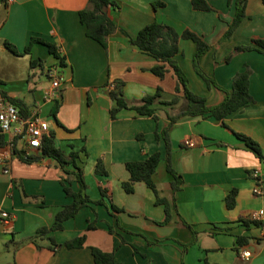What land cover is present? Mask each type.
I'll use <instances>...</instances> for the list:
<instances>
[{"label": "crops", "instance_id": "0c3cea01", "mask_svg": "<svg viewBox=\"0 0 264 264\" xmlns=\"http://www.w3.org/2000/svg\"><path fill=\"white\" fill-rule=\"evenodd\" d=\"M89 1L0 0V91L21 101L28 112L40 108L49 133H55L57 146L66 155L72 150L80 153L86 194L93 201L102 199L100 188L107 191V206L90 204L65 222L64 230L51 233L61 247L50 249V235L34 241L38 230L51 227L56 214L72 203L62 178L71 179L76 192L81 185L41 148L28 152L20 140L11 147V135H1L0 211L9 212L13 219L9 223L0 220V264H96L91 248L113 253L121 264H264V193H254L252 178L253 172L259 171L264 191V160L236 135L254 139L264 154V52L256 47L226 62L236 47L254 46L255 37L264 39V0H248L247 17L230 37L226 33L236 0L232 5L228 0H208L214 9L209 12L194 10L191 0H114L117 6H110L108 13L117 30L108 37L107 50L87 36L80 20ZM158 3L163 5L158 7ZM155 21L180 34L189 29L211 46L200 57V66L224 90L209 87L196 72L197 46L192 40H180L175 57L188 77L190 90L206 98L209 106L220 104L225 90H232L234 77L250 70L253 102L248 106L223 121L185 117L172 128L170 161L183 178L177 192L167 171L166 143L156 138V131L169 125L168 113L178 112L184 101L170 106L156 102L158 121L130 108L122 109L115 120L111 118L114 102L110 90L116 81L123 83L125 98L132 105L159 88L162 101L175 96L173 73L160 79L152 72L158 62L130 41ZM32 37L55 44L65 57V66L42 43H35L30 54H23ZM6 42L22 54L12 53ZM32 59H42L44 69L32 70ZM49 68H57L64 78L56 117V101L46 98L51 90ZM18 153L40 159L25 164ZM156 153L161 162L153 180L159 196L171 206L169 222H165V205L157 202L144 182H137L132 193L123 188L131 178L126 163ZM99 160L109 175L96 173ZM67 169L72 170L70 166ZM233 190L237 191L236 204L229 209L226 198ZM110 197L121 212L112 211ZM245 220L263 225L246 227ZM90 225L94 228L89 229ZM82 235H86L83 248L64 246ZM194 237L196 242L186 248ZM238 237L249 239L238 246ZM243 249L252 253L249 260L241 256Z\"/></svg>", "mask_w": 264, "mask_h": 264}, {"label": "trees", "instance_id": "16d2710c", "mask_svg": "<svg viewBox=\"0 0 264 264\" xmlns=\"http://www.w3.org/2000/svg\"><path fill=\"white\" fill-rule=\"evenodd\" d=\"M234 0H228V4L232 5ZM194 10L197 11H212L214 10L212 5L208 0H191ZM248 0H236L235 7L236 12L233 17L232 22L229 25L228 31L226 33L227 37L232 36V34L238 29L241 23L247 17L246 8ZM158 7L162 6L163 3L156 4ZM110 6H117L114 0H90L89 5L86 9L80 12V20L83 25L86 26V34L88 37L100 43L104 49H108V37L117 30V25L110 18L108 13V8ZM124 34L128 35L125 31ZM130 37V36H129ZM192 40L196 46V53L194 55V68L196 72L202 77V79L207 83L209 87H216L218 89L224 90L220 87L217 82L208 76L200 66V57L205 55L211 48L210 45L206 43L204 38L191 30H185L182 34L178 33L176 29L170 25L163 24L160 22H153L146 27H144L136 37H130L131 44L136 46L143 53L153 57L158 64L152 69V72L158 76L160 79H164L169 73H173L176 78L177 85L175 88V96L171 101L165 102L161 100L162 89L159 88L154 95H148L142 99L140 104L132 105L125 98L122 90V82H114V88L110 90V97L114 102V106L111 109V118L116 119L118 113L122 109H133L141 116H148L158 121L159 117L157 115L154 105L156 102H161L163 105H175L182 99L184 101L183 107L176 113H168V118L170 119L169 125L159 131H156V138L158 140H164L167 148V171L173 177L172 189L174 192L181 190L183 184L182 176L172 167L171 165V140L170 132L174 125L182 118H200L208 119L214 118L218 121H223L230 114L248 106L253 102V98L250 94V70L247 68L246 71L238 73L233 79V88L231 91H226L225 99L218 105L209 106L207 104L206 98L195 94L189 88L188 77L182 68L179 66L175 60L176 55L180 52V40ZM35 43H42L48 46L49 52L59 60L61 66H65V57H63L55 44L44 41L43 39L32 37L30 45L25 49L23 54H30L31 47ZM252 43L254 46H239L234 49V51L228 55L226 62H229L235 55L255 50L259 47L264 52V39L253 38ZM6 47L14 54L20 55L21 52L9 42H6ZM44 61L42 59H32L31 69L35 68L44 69ZM2 92V91H0ZM11 101L20 108L24 116L28 115V110L25 105L19 100ZM59 102L56 101V106L54 108L53 115L56 117L57 108ZM241 140H243L246 145L254 151L260 160H264V154L261 146L251 137L243 134H236ZM19 139L15 140L14 146L17 145ZM4 145L3 136L0 135V146ZM42 152L44 155L54 158L60 165L62 171L67 176H73L74 180L81 185V190L78 192L74 191L70 184L71 179L63 177L62 184L64 186V191L68 197L72 199V203L64 206L55 216L54 223L51 227H42L38 230L34 241L37 238H43L48 235V240L50 241V249H58L61 247L51 235L55 231L64 230V224L68 220L74 218L84 207L90 204L106 205L105 198L107 196V191L100 188L102 199L99 201H93L87 194V184L85 182V175L83 169L80 167L78 160L80 158V153L78 151L72 150L68 155L57 146L56 136L54 132H50L44 137L42 142ZM19 159L25 164H30L32 162L38 161L39 157L23 156L22 153H18ZM161 162V157L159 153L153 154L143 161H129L126 163V169L131 175L130 181L123 183V188L127 193L134 192V185L137 182H144L148 188H150L157 197V202L164 204L166 207V221L169 222L171 219V206L169 202L162 199L159 196V191L157 190L156 184L153 180V176L156 173ZM70 166L71 171L67 169ZM96 173L102 175H109L106 170L102 160H99L96 166ZM237 191H231L227 198L226 204L229 209L234 208L236 204ZM111 209L112 211L121 212L122 210L112 203V198L110 197ZM246 227H251V225L260 227L263 225L260 221H244ZM94 228L93 225L89 226V229ZM112 231V230H110ZM195 235L197 233L195 232ZM248 237H238V246H244L248 242ZM197 238L194 237L191 244L186 245V248L196 242ZM86 244V235L76 237L64 243L67 249H77L83 248ZM187 250V249H185ZM92 255L96 264H121L115 260L113 253H106L97 248H91ZM185 264V263H183ZM205 264H209L205 262Z\"/></svg>", "mask_w": 264, "mask_h": 264}, {"label": "built area", "instance_id": "2783aa9c", "mask_svg": "<svg viewBox=\"0 0 264 264\" xmlns=\"http://www.w3.org/2000/svg\"><path fill=\"white\" fill-rule=\"evenodd\" d=\"M47 76L51 81V90L46 94V98L48 101L55 102L61 97L64 78L57 68H49ZM49 131L48 121L42 116L40 108L34 107L27 116H24L20 108L11 101V98L0 92V135H11L9 140L11 147L14 146L15 140L19 139L27 146L28 152L40 149L43 139L49 134ZM252 178L256 182L254 193L263 195V181L259 171H254ZM12 219V214L0 211V220L9 223ZM241 256L249 260L252 253L243 249Z\"/></svg>", "mask_w": 264, "mask_h": 264}, {"label": "rangeland", "instance_id": "374dc122", "mask_svg": "<svg viewBox=\"0 0 264 264\" xmlns=\"http://www.w3.org/2000/svg\"><path fill=\"white\" fill-rule=\"evenodd\" d=\"M50 63H53V59L52 58H50ZM51 82V81H50Z\"/></svg>", "mask_w": 264, "mask_h": 264}]
</instances>
